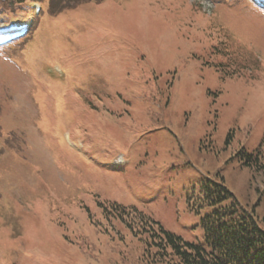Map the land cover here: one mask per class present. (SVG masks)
<instances>
[{"label":"rangeland","instance_id":"obj_1","mask_svg":"<svg viewBox=\"0 0 264 264\" xmlns=\"http://www.w3.org/2000/svg\"><path fill=\"white\" fill-rule=\"evenodd\" d=\"M65 1L0 46V264H168L116 204L205 243L209 180L264 230V9Z\"/></svg>","mask_w":264,"mask_h":264},{"label":"trees","instance_id":"obj_2","mask_svg":"<svg viewBox=\"0 0 264 264\" xmlns=\"http://www.w3.org/2000/svg\"><path fill=\"white\" fill-rule=\"evenodd\" d=\"M33 1L36 0H0V17L7 22L28 18L31 13L29 15L23 9L31 11ZM252 1L264 9V0ZM74 4L52 0L48 11L61 12L62 6L69 8ZM243 153L248 156L246 163L257 174L264 175V155L261 151L249 153L243 150ZM209 181L211 183L204 187V200L218 206L203 217L205 243L185 240L137 207L116 204L121 219L147 243L145 250L148 251L149 261L166 259L168 264H264V230L259 227L254 215L236 200L222 203L234 196L223 183Z\"/></svg>","mask_w":264,"mask_h":264}]
</instances>
